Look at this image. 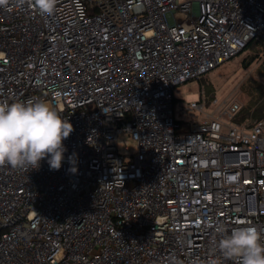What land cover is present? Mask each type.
Here are the masks:
<instances>
[{"label":"built area","instance_id":"built-area-1","mask_svg":"<svg viewBox=\"0 0 264 264\" xmlns=\"http://www.w3.org/2000/svg\"><path fill=\"white\" fill-rule=\"evenodd\" d=\"M250 42L264 0L0 6V103L44 99L74 129L59 170L0 166V264H236L216 228L264 235V115L173 93Z\"/></svg>","mask_w":264,"mask_h":264},{"label":"clouds","instance_id":"clouds-1","mask_svg":"<svg viewBox=\"0 0 264 264\" xmlns=\"http://www.w3.org/2000/svg\"><path fill=\"white\" fill-rule=\"evenodd\" d=\"M58 0H16L17 6L30 3L43 16L52 15ZM9 0H0L5 6ZM56 96L62 93L56 92ZM55 104L44 99L0 103V166L36 169L47 158L52 170H59L66 151L63 141L73 132V125ZM231 229L217 227L214 241L220 255L236 264H264V235L244 222ZM219 264V262H217Z\"/></svg>","mask_w":264,"mask_h":264},{"label":"rangeland","instance_id":"rangeland-1","mask_svg":"<svg viewBox=\"0 0 264 264\" xmlns=\"http://www.w3.org/2000/svg\"><path fill=\"white\" fill-rule=\"evenodd\" d=\"M252 46L199 79L177 86L173 93L175 99L195 101L199 99V90H202L209 100L227 98L239 102V116L241 112H252L264 106V44ZM134 148L135 142L131 138L118 135L117 149L120 153H130Z\"/></svg>","mask_w":264,"mask_h":264},{"label":"trees","instance_id":"trees-1","mask_svg":"<svg viewBox=\"0 0 264 264\" xmlns=\"http://www.w3.org/2000/svg\"><path fill=\"white\" fill-rule=\"evenodd\" d=\"M252 45H263L262 43H258V42H250L248 44V46L246 47V49H250L251 47H253ZM245 49V50H246ZM264 63V61H263ZM264 115V106L257 108L256 110L252 111V112H247V113H242L239 116V120L237 119V121H240L242 119L245 118H250V119H258L261 118Z\"/></svg>","mask_w":264,"mask_h":264}]
</instances>
